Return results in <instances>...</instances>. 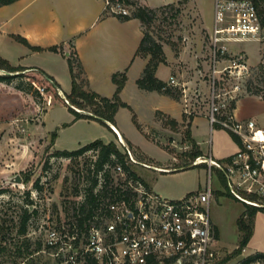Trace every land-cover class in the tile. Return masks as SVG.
Instances as JSON below:
<instances>
[{
  "label": "rangeland",
  "instance_id": "obj_1",
  "mask_svg": "<svg viewBox=\"0 0 264 264\" xmlns=\"http://www.w3.org/2000/svg\"><path fill=\"white\" fill-rule=\"evenodd\" d=\"M131 1L155 9L165 7L143 27L162 43L174 69H178L173 75L180 83L186 82L185 91L173 84L171 86L177 89L180 100L187 94L193 111L190 116L184 114L188 116V122L177 123L176 126L166 123L164 116L155 114L154 117L152 106L159 104L170 110L173 108V97L161 94L142 97L132 80L128 81L120 95L130 107L121 106L118 109L115 125L133 143L131 145L123 139L138 160L131 163L136 173L153 192L164 198L180 199L188 192L204 188L209 176L206 164H192V143L199 142L204 155L209 154L211 147L216 156L220 152H229L232 146L231 134L218 126L211 127L207 115H204L208 106L209 76L212 75L210 27L214 21V0H176L172 8L166 7L163 0ZM124 5L130 12L134 8ZM227 44L233 53L248 52L251 71L241 81L240 98L247 97L241 100L239 108L264 126V67H260L264 63V44L254 40ZM164 67H160L159 73L163 78L167 70ZM71 82L69 73L66 83H61L64 90H70ZM36 87V84L21 77L0 82V187H8L7 192L0 194V225L10 228L0 233V264L40 262L35 251L40 246L42 234L31 226L25 233L18 232L19 213L23 208L31 212V207L27 206L31 204L28 199L33 198L38 205L56 207L65 192L78 190L81 182L79 169L91 152H86L82 160L75 158L69 161L52 155L55 148L72 150L95 139H118L108 127L110 124L103 120H73L74 113L59 99L58 95L62 96L59 91L40 89V100V95L34 93ZM197 91H200L198 96ZM259 95H263L262 99H257ZM181 104L184 108V101ZM177 107L180 105L177 104ZM77 109L82 112L90 110L88 107ZM161 123L171 127L170 130L161 128ZM113 130L117 135V131ZM53 132L56 133L55 148L51 138ZM169 142H173L172 148ZM116 144L123 149L118 142ZM25 171L31 174L28 183H23ZM16 175H20L21 182L14 180ZM37 177L43 185L41 189L33 185ZM211 181L214 195L210 202V218L216 225L215 246L219 248L220 255H224V264H237L243 259L242 252L234 254L242 235L237 219L246 209V204L231 193L228 180L216 168L211 170ZM35 218L34 224H40L42 220L37 216ZM33 229L35 233H32ZM249 241L242 255L264 252V211L255 216Z\"/></svg>",
  "mask_w": 264,
  "mask_h": 264
},
{
  "label": "built area",
  "instance_id": "obj_2",
  "mask_svg": "<svg viewBox=\"0 0 264 264\" xmlns=\"http://www.w3.org/2000/svg\"><path fill=\"white\" fill-rule=\"evenodd\" d=\"M103 1L107 13L131 14L120 1ZM163 1L169 4L176 0ZM244 40L264 44V24L253 1L214 0L207 117L211 127L218 126L235 137L237 150L223 159L209 153L193 161V165L206 164L208 168L204 188L180 199L153 192L133 169L131 163L138 160L120 136L123 161L111 154L98 166V150L93 149L63 157L82 160L91 152L79 169L78 190L65 192L56 207L38 205L33 198L27 205L31 212L36 211L28 228L35 227L42 234L35 251L40 257L38 264H224V255L215 246V225L210 218L214 195L211 170L216 168L224 174L236 198L264 211V126L234 114L241 81L249 76L251 67L247 53H232L227 43ZM168 84L186 90L174 75ZM183 100L184 113L190 116L193 107L187 94ZM35 216L42 220L40 224H34ZM240 260L237 264H242ZM246 264H264V260L258 257Z\"/></svg>",
  "mask_w": 264,
  "mask_h": 264
},
{
  "label": "crops",
  "instance_id": "obj_3",
  "mask_svg": "<svg viewBox=\"0 0 264 264\" xmlns=\"http://www.w3.org/2000/svg\"><path fill=\"white\" fill-rule=\"evenodd\" d=\"M15 35L24 37L31 46L42 49L31 48L17 39ZM142 36L143 26L138 18L122 19L115 14L107 13L103 0H15L9 4L0 5V56L12 65H22L45 71L60 85L61 88L58 91L62 97H65V93H69L71 90V87L70 90H64L61 84L66 83L70 73L67 59L70 51H74L81 61L88 88L98 94L107 97L114 94L116 85L112 80V75L116 72L126 71L127 75L125 86L120 95L125 90L128 81L134 80L137 85V79L147 62V58L136 54ZM53 45L61 46L63 52L48 49ZM163 49L165 51L164 47ZM246 53L248 54V52ZM166 56L167 63L159 64L156 75L168 82L170 76H173V72L178 69H174L169 55L166 54ZM162 65L167 69L164 71V78L159 74ZM189 82L191 84L192 80L190 79ZM138 90L142 97L148 96L147 94L167 95L141 88ZM245 97L237 100L234 109V114L240 119L251 118L239 108V103ZM257 99L262 98L258 97ZM173 100V108L170 110L159 104L152 106L154 117L157 111H161L165 118L175 119L178 125L188 122V116L184 115V108L181 104V101L184 100L174 98ZM177 104L180 107H177ZM205 110L204 115H207V108ZM191 120L193 122L194 118ZM108 123L117 131V135L114 130L112 131L115 136H120L133 145L116 125ZM161 128L170 130L171 127L163 124ZM231 139L232 146L229 152H220L216 156L210 147L209 153L213 158L223 159L237 150L236 140L233 137ZM109 141L118 142V139L110 138L104 142ZM169 143L172 148L173 142ZM196 143L204 155L201 144ZM53 147L55 148L54 143ZM206 155L208 154L204 156ZM175 159L177 160V157ZM260 212L257 211L255 216ZM245 250L246 247L243 251ZM243 251L240 254L243 258L250 255H242Z\"/></svg>",
  "mask_w": 264,
  "mask_h": 264
},
{
  "label": "trees",
  "instance_id": "obj_4",
  "mask_svg": "<svg viewBox=\"0 0 264 264\" xmlns=\"http://www.w3.org/2000/svg\"><path fill=\"white\" fill-rule=\"evenodd\" d=\"M15 0H0V5L3 4H9ZM115 1V0H112ZM124 4L133 6V10L131 11L130 15H119L118 17L122 19H129L131 17L138 18L142 26L149 24L154 17L160 13L163 12V8H150L145 5H137L131 0H117ZM186 1V0H183ZM255 4V7L257 9V12L259 14V17L261 19L262 24H264V0H252ZM166 7H174V3L167 4ZM175 11L178 12L177 9ZM17 39H19L24 44L30 46L33 49H42L41 47L31 46L29 42L21 36L15 35ZM48 49L53 51H62L63 49L61 46L53 45L48 47ZM137 55H141L145 58H147V62L142 70L141 75L137 79V85L141 89L150 90V91H157L163 94H167L174 99H180V94H178V91L175 87H172L168 84V82L163 81L156 75V70L161 63H167V57L163 49L162 43L157 40L152 33L149 31H145L143 27V36L141 38L140 44L136 51ZM264 58V57H263ZM68 64H69V70L71 73V90L69 93H65V97L59 96V99L74 113V120L80 119V118H89V119H97L96 116L102 117L104 122L107 124L108 122L115 125V115L118 111V109L121 106H127L130 107L126 102H124L120 97V92L125 86L127 75L126 71L116 72L112 75V80L116 85V89L114 94L111 97L102 96L98 94L97 92L91 90L88 88L87 80L84 77V69L82 67L80 59L77 57V55L74 53V51H70V53L67 56ZM261 68L264 67V63L260 65ZM0 70L6 71V73H0V82L6 81L9 82L15 77H21L24 80L33 82L37 85L36 89H34L35 94L40 95L39 88L43 87L47 91H58L60 85L55 81V79L48 75L45 71L41 69H31L27 68L22 65H12L10 64L6 59L2 58L0 56ZM264 93V88L262 89ZM263 96V95H262ZM41 100V95L39 96ZM67 100L74 106L82 109H86L87 107L90 108V110H87L86 112H82L79 110H76L71 105L67 103ZM157 116H160L163 118L162 112L157 111ZM135 118V115L133 116ZM165 122L168 124H171L172 126L177 125V121L173 118L166 117L164 118ZM111 131H113L112 127L108 125ZM56 133H52V143H54ZM233 139L235 137L231 135ZM236 140V139H235ZM192 152H191V158L192 160L196 159L197 157L204 156L203 152L200 150L198 144L196 142L192 143ZM98 150V166H100L104 161L108 160L111 154H116L122 161L124 160L125 155L122 154L120 151V148L114 141L104 142L101 139H95L77 149L74 150H60L55 149L52 152V155L57 157H75L82 152L86 150ZM193 160V161H194ZM128 167V166H127ZM223 177L224 174L220 172ZM24 178L23 183H28L31 180V174L29 171L24 172ZM33 185L41 189L43 185L40 183V177H37ZM8 187H0V194L7 192ZM28 203H32V200L28 199ZM258 211L257 207L247 205L246 209L239 215L237 219L238 227L242 233L240 242L236 249L234 250V254H239L243 251V249L248 244L252 233H253V222L254 217ZM36 214V211L29 212L27 208H23L22 211L19 213L18 217V232L19 233H25L27 231L29 220L32 216ZM8 231L10 228L7 226L0 225V233L3 232V230ZM25 246L28 248L27 243ZM2 247H0L1 249ZM20 251V249H18ZM262 258L264 260V252H256L254 254H251L242 260L240 262L242 264H246L248 261L254 259V258ZM226 259L224 258L221 263H223Z\"/></svg>",
  "mask_w": 264,
  "mask_h": 264
},
{
  "label": "water",
  "instance_id": "obj_5",
  "mask_svg": "<svg viewBox=\"0 0 264 264\" xmlns=\"http://www.w3.org/2000/svg\"><path fill=\"white\" fill-rule=\"evenodd\" d=\"M2 71H3L2 73H6V71H4V70H2ZM67 103H68L69 105H71L73 108H75L76 110H79V109H77V107H75L74 105H72L68 100H67ZM96 118H97V119H100V120H104L102 117H99V116H96ZM188 166H192V165H188ZM188 166H186V167H188ZM186 167H185V168H186ZM14 180H15L16 182H21V181H22L20 175H16V177H15Z\"/></svg>",
  "mask_w": 264,
  "mask_h": 264
}]
</instances>
